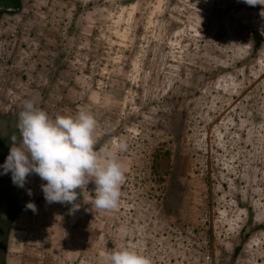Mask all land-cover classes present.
I'll list each match as a JSON object with an SVG mask.
<instances>
[{
	"label": "rangeland",
	"instance_id": "rangeland-1",
	"mask_svg": "<svg viewBox=\"0 0 264 264\" xmlns=\"http://www.w3.org/2000/svg\"><path fill=\"white\" fill-rule=\"evenodd\" d=\"M26 99L93 113L98 152L126 143V178L115 209L95 207L89 181L70 212L38 175H0V264H104L119 247L152 264H264V5L0 0L2 145Z\"/></svg>",
	"mask_w": 264,
	"mask_h": 264
},
{
	"label": "clouds",
	"instance_id": "clouds-1",
	"mask_svg": "<svg viewBox=\"0 0 264 264\" xmlns=\"http://www.w3.org/2000/svg\"><path fill=\"white\" fill-rule=\"evenodd\" d=\"M255 6L264 0H243ZM98 122L94 114L80 109L75 114L50 116L35 101H23L18 114L19 139L11 136V147L0 175L11 173L15 186L24 188L30 175H38L47 203L70 204V212L78 210L79 191L92 181L95 184L97 209L110 210L119 205L121 188L125 182L124 165L119 153L126 149L120 141L103 153L96 150ZM27 194L32 195L31 189ZM26 209L38 211L34 202ZM104 264H152L151 258L135 248L119 247L105 253Z\"/></svg>",
	"mask_w": 264,
	"mask_h": 264
},
{
	"label": "trees",
	"instance_id": "trees-1",
	"mask_svg": "<svg viewBox=\"0 0 264 264\" xmlns=\"http://www.w3.org/2000/svg\"><path fill=\"white\" fill-rule=\"evenodd\" d=\"M7 2V0H5ZM2 3V2H1ZM10 148L7 145H2V141H0V165L4 163L7 155L9 154ZM8 203V202H7ZM15 206L14 202H9V208L11 209L9 212V216H13L18 209H13Z\"/></svg>",
	"mask_w": 264,
	"mask_h": 264
}]
</instances>
